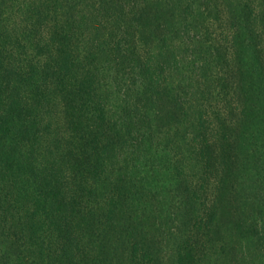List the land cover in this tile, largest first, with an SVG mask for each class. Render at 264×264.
<instances>
[{"label": "trees", "instance_id": "trees-1", "mask_svg": "<svg viewBox=\"0 0 264 264\" xmlns=\"http://www.w3.org/2000/svg\"><path fill=\"white\" fill-rule=\"evenodd\" d=\"M226 1L200 22L187 0L153 13L141 0H0V264H222L243 240L264 255L260 196L235 186L264 149V1ZM183 60L206 71L189 95L161 81ZM256 118L262 145L240 131ZM160 147L196 171L182 169L169 211L141 175Z\"/></svg>", "mask_w": 264, "mask_h": 264}, {"label": "rangeland", "instance_id": "rangeland-1", "mask_svg": "<svg viewBox=\"0 0 264 264\" xmlns=\"http://www.w3.org/2000/svg\"><path fill=\"white\" fill-rule=\"evenodd\" d=\"M145 1V2H144ZM162 2L165 0H141V2L146 6L145 8H149L152 9L154 2ZM190 3H192V12H193V16L195 15L197 17V19L202 22L203 18L202 17H198V14L202 11H204V9H208V8H213L215 5H218V8H221V11L227 10V5L229 2H227L226 0H187ZM247 1H252L253 6L255 7H259L260 5H262L264 0H247ZM15 5V4H13ZM7 11L11 12L15 10V6H14V10L11 9V5L7 6ZM16 11V10H15ZM18 11V8H17ZM154 12V10L152 9V13ZM9 16H11V13H8ZM214 17V16H213ZM14 20L16 19V15L13 18ZM226 19V18H225ZM13 20V21H14ZM161 20V21H160ZM159 21L161 22V24H163L162 26V30H165V32L170 36L173 37L174 30L172 29L171 23L165 19H160ZM206 25L208 23V21H205ZM214 30L217 31V34H215L216 36L214 37V39L220 37V32L224 31L225 29V24H223L221 22V24L219 25V22H216L214 24ZM176 27H180V25L176 24ZM211 29V30H212ZM182 40V38H175L171 41H168L169 46H171L172 48L175 47L176 52L179 55V50H178V46L180 41ZM216 44L218 45V43L216 42ZM247 60L250 61V58L247 57ZM166 72L163 74V76H161V81L164 82L165 84H169L170 88H179L180 91L184 94V93H190V88L194 87L196 88V81L198 78L197 74L198 73H205L206 71L202 70V71H196L197 73L192 74L193 70L190 68V66L185 62V60L182 61V64L179 67L173 68V66L170 63H166ZM218 64L214 63L210 65V69L207 71L208 72V77H210L214 72L216 73L218 71ZM195 81L193 83V81ZM213 103V102H212ZM164 124V125H163ZM162 124V127L165 128L168 124V122L166 121L165 123ZM173 128V126H172ZM166 129H171V127H166ZM241 134L243 136L248 137V139H252V142L254 141L255 138V142H257L256 138L259 139V145H262V126L261 123L259 121L258 118L254 119L251 123H247L245 124V126L242 127V129L240 130ZM166 137V136H165ZM158 146H156L155 149H157ZM163 147H160L159 150H155L156 153L158 151H160ZM155 153V157L153 158L152 161H150L149 164H147L146 162H143L141 164H143L142 166V177L146 179L147 183L149 185H151V188H153L154 190V195L155 197L157 196L156 201L159 202V204H161L162 208H164V211H169L172 208L173 205V195L175 196L176 192L173 193V190L177 188V183H178V176L181 175L180 173L185 171V173H190L192 174L193 171L194 173L196 172L193 168V166L187 162L185 166V170L183 167H178L176 166V164L173 162H169L168 159L170 156H172V153L169 154H165V153H161L158 152L157 154ZM258 156L262 157V160L257 161ZM263 159H264V149H258L257 150V154L255 155V160L253 161V164L251 165L249 171L246 174H241L236 181V188L238 191V199H248L249 201H252L253 197H257L258 195L260 196L258 198V202L261 204V209L259 208V210H261V214H259V220L261 225H264V163H263ZM173 194V195H172ZM261 199V200H260ZM250 203V202H249ZM174 210V209H172ZM166 213L163 212L161 218L159 219L158 217V213L156 214H149L148 217V225L149 227L152 226V223H158L160 220L163 221L165 219ZM156 220V221H155ZM162 221V222H163ZM149 229V228H147ZM152 231H150L149 233L150 236L152 235V233H156L157 235H160V232L157 229H153L150 228ZM236 249L234 251H230L227 254H224L222 252V264H264V255L259 252V246L257 244H250V241L248 242L247 240H243L241 243H239V245H236L235 247ZM227 255V257H226Z\"/></svg>", "mask_w": 264, "mask_h": 264}]
</instances>
